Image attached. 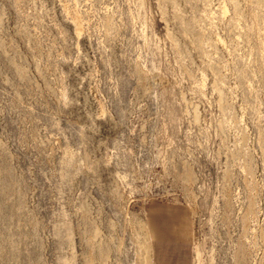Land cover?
<instances>
[{
    "label": "rangeland",
    "instance_id": "1",
    "mask_svg": "<svg viewBox=\"0 0 264 264\" xmlns=\"http://www.w3.org/2000/svg\"><path fill=\"white\" fill-rule=\"evenodd\" d=\"M157 257L264 264V0H0V264Z\"/></svg>",
    "mask_w": 264,
    "mask_h": 264
},
{
    "label": "crops",
    "instance_id": "2",
    "mask_svg": "<svg viewBox=\"0 0 264 264\" xmlns=\"http://www.w3.org/2000/svg\"><path fill=\"white\" fill-rule=\"evenodd\" d=\"M156 207L158 208H150L149 203L146 210L148 233L153 239L156 251L160 252L167 246L185 247L189 245L192 235L191 219L187 210L165 204H157ZM159 259L157 257L159 264H163L161 258Z\"/></svg>",
    "mask_w": 264,
    "mask_h": 264
}]
</instances>
